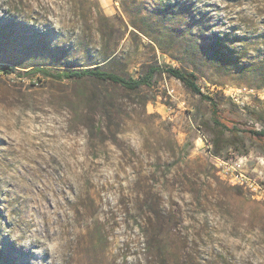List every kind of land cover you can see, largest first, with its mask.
Segmentation results:
<instances>
[{"label": "rangeland", "instance_id": "374dc122", "mask_svg": "<svg viewBox=\"0 0 264 264\" xmlns=\"http://www.w3.org/2000/svg\"><path fill=\"white\" fill-rule=\"evenodd\" d=\"M94 65L160 70L26 74ZM260 129L264 0H0V264H264V201L217 166L264 184Z\"/></svg>", "mask_w": 264, "mask_h": 264}, {"label": "trees", "instance_id": "16d2710c", "mask_svg": "<svg viewBox=\"0 0 264 264\" xmlns=\"http://www.w3.org/2000/svg\"><path fill=\"white\" fill-rule=\"evenodd\" d=\"M9 67H1V70L7 72ZM160 68L157 66H150L147 73L138 78L125 77L115 72L101 68L98 65L88 66L80 69H64L59 71H51L48 68L42 66H35L26 71V74L36 75L41 74L43 76L52 77L54 79H82L84 77H93L99 80H108L113 83L119 84L130 90H137L142 84H150L151 78L156 71ZM164 71L169 75L179 80L185 88L191 91L193 94L199 95L202 100L207 101L210 104L211 119L217 129H227L230 130L233 136H236L237 130L235 125H230L227 123V118L223 116L221 109L215 99V97L209 93L202 90L198 83V76L194 71H187L179 67H174L172 65H165ZM231 126V127H230ZM253 136L257 138H262L264 140V129L260 130H250Z\"/></svg>", "mask_w": 264, "mask_h": 264}, {"label": "built area", "instance_id": "2783aa9c", "mask_svg": "<svg viewBox=\"0 0 264 264\" xmlns=\"http://www.w3.org/2000/svg\"><path fill=\"white\" fill-rule=\"evenodd\" d=\"M217 162L222 179L247 189L254 197L264 201V184L259 177L249 174L226 159L217 158Z\"/></svg>", "mask_w": 264, "mask_h": 264}]
</instances>
